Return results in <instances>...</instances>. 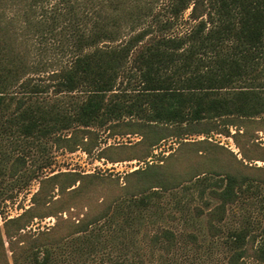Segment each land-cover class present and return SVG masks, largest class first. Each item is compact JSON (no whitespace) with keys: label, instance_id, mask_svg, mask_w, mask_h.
Instances as JSON below:
<instances>
[{"label":"trees","instance_id":"trees-1","mask_svg":"<svg viewBox=\"0 0 264 264\" xmlns=\"http://www.w3.org/2000/svg\"><path fill=\"white\" fill-rule=\"evenodd\" d=\"M51 1L0 0V127L5 131L46 138L74 126L104 125L135 117L141 133L137 143L148 149L172 135L171 129L181 127L186 133H202L204 130L187 128L226 117L250 119L264 115V0H135L141 5H131L130 0H82L87 11L81 17L76 6L82 2L55 0L48 8ZM159 2L168 8L166 19L153 11ZM59 4L63 10L57 8ZM188 8L194 26L185 34L167 35L166 31ZM125 25L136 29L118 44L106 43L116 41ZM56 29L63 33L72 58L58 69L47 70L45 63L37 62L39 59L33 55L39 49L29 41L39 33ZM129 63L140 87L133 95L126 89H116ZM50 88L56 95L54 101L38 97ZM76 91L84 98L71 99ZM67 96L70 99L66 100ZM3 153L0 143V186L9 171ZM12 168V174L18 170L15 163ZM162 172L151 165L129 172L126 178L133 176L135 182L126 179L124 194L115 196L112 202L103 201L101 209L87 211L77 221L60 214L49 229L22 233L20 230L37 216L32 206L6 220L4 232L12 263L84 264L81 258L99 248L102 224L117 219L127 226L119 231L130 232L133 243V234L139 231L134 224H142L147 211L157 206L161 191L177 186ZM91 177H73L65 189L76 193L83 187L82 178ZM191 184L207 210L195 206L187 218L194 220L205 214L208 230L215 235L221 231L217 224L225 218L228 205L241 195L253 194L264 185V177L241 172L202 173L194 175ZM213 198L218 202L211 206ZM61 223L67 224L65 230H59ZM9 224L17 225L16 232H10ZM15 233H19V241L14 239ZM226 233L228 255L224 264H247L248 257L253 263L264 264V227L254 232L241 226ZM187 236L195 238L191 232ZM149 238L153 248L163 249L166 254L178 245L177 234L170 228H160ZM0 243L3 246L1 237ZM133 245L129 248L137 247ZM74 254L79 258L71 259ZM164 260L160 264H180ZM128 264L145 263L138 258Z\"/></svg>","mask_w":264,"mask_h":264},{"label":"rangeland","instance_id":"rangeland-1","mask_svg":"<svg viewBox=\"0 0 264 264\" xmlns=\"http://www.w3.org/2000/svg\"><path fill=\"white\" fill-rule=\"evenodd\" d=\"M76 2H82L76 6L81 17L87 11L86 2ZM136 2L130 0L129 4L142 3ZM54 3L55 0H52L48 8ZM57 8L63 10L61 4ZM167 10L161 2L153 6V11L162 19L168 18ZM189 12L190 8L186 9L166 34L181 35L188 32L195 24ZM145 20L149 22L150 17H145ZM19 22H16V26ZM133 29L136 28L123 26L119 38L106 43L118 44L131 35ZM58 30L39 33L29 41L39 49L35 52L37 54H33L39 59L37 62H44L47 70L58 69L72 58L71 49L66 47L63 33L60 34ZM40 76L45 74L41 73ZM38 82L43 83L45 80ZM138 88L139 82L129 63L120 75L116 89H126L133 95ZM71 96V99L76 100L83 99L85 95L76 91ZM38 97L51 102L56 95L50 88ZM137 120L135 117H123L104 125L74 126L46 138L21 137L0 127V143L6 153L9 170L0 186V237L3 243V246L0 243V264L5 261L13 264L12 251L4 232L6 220L19 216L32 206L37 216L29 221L25 229L20 230L22 233L47 230L56 223L60 214L77 221L85 212L101 209L103 201L109 203L115 196L124 194L126 179L130 183L135 182L133 176L126 178L129 172L147 169L150 165L160 167L164 177L177 186L161 191L157 206L147 211L142 224H134L139 231L133 234V243L130 232L119 231L121 226H126L119 223L120 219L104 222L99 248L81 258L85 260L84 264H119V260H125L124 264H128L130 260L138 258L145 264H160V261L165 262V258L180 264H224L228 255L224 238L229 229L245 226L259 232L264 227V185L259 186L253 194L241 195L236 202L228 205L225 218L217 224L221 231H216L215 235L208 230L205 214L194 220L187 218L193 214L195 206L207 210L198 197L196 186L191 184L194 175L241 172L255 178L264 177V115L250 119L226 117L187 128L204 130L202 133H186V128L184 130L181 127L171 129L172 135L149 145L148 149L137 143L141 139ZM17 156H20L18 163L15 160ZM14 163L18 170L12 174ZM54 174H58L57 177L47 179ZM85 174L93 177L81 179V190L71 193L68 191L70 188L65 189L71 178ZM205 197L209 198L207 193ZM217 202L214 198L210 199L211 206ZM8 227L11 233L16 232V224H9ZM66 227V223H61L59 230H65ZM163 227L172 229L178 237L177 247L169 254L163 249L153 248L149 238ZM189 232L195 234V238L188 237ZM14 236L19 241V233ZM134 243L137 247L129 248ZM18 245H15L17 253ZM60 253L61 257H66L63 251L60 250ZM75 258L79 257L74 254L71 259ZM245 261L247 264H256L250 257Z\"/></svg>","mask_w":264,"mask_h":264}]
</instances>
